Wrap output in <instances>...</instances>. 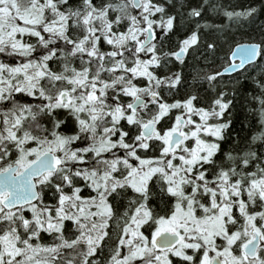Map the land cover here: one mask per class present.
<instances>
[{
  "label": "snow or ice",
  "instance_id": "6c2138e0",
  "mask_svg": "<svg viewBox=\"0 0 264 264\" xmlns=\"http://www.w3.org/2000/svg\"><path fill=\"white\" fill-rule=\"evenodd\" d=\"M0 264H264V0H0Z\"/></svg>",
  "mask_w": 264,
  "mask_h": 264
},
{
  "label": "trees",
  "instance_id": "16d2710c",
  "mask_svg": "<svg viewBox=\"0 0 264 264\" xmlns=\"http://www.w3.org/2000/svg\"><path fill=\"white\" fill-rule=\"evenodd\" d=\"M234 3H244L245 0H233ZM236 40H240L241 37L239 34H237ZM229 46H233L234 47V43L230 40L228 44H225L220 52V56L224 57L225 55L229 54Z\"/></svg>",
  "mask_w": 264,
  "mask_h": 264
}]
</instances>
